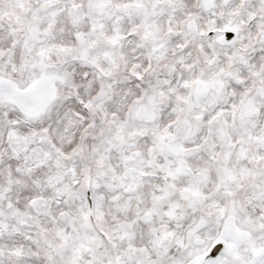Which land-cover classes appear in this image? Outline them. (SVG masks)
I'll return each mask as SVG.
<instances>
[{
    "label": "snow or ice",
    "instance_id": "obj_1",
    "mask_svg": "<svg viewBox=\"0 0 264 264\" xmlns=\"http://www.w3.org/2000/svg\"><path fill=\"white\" fill-rule=\"evenodd\" d=\"M0 264H264V0H0Z\"/></svg>",
    "mask_w": 264,
    "mask_h": 264
}]
</instances>
